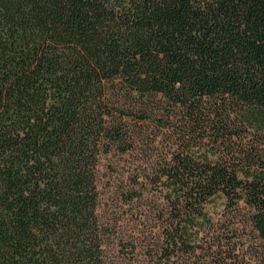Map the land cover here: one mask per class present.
Listing matches in <instances>:
<instances>
[{"label":"trees","instance_id":"16d2710c","mask_svg":"<svg viewBox=\"0 0 264 264\" xmlns=\"http://www.w3.org/2000/svg\"><path fill=\"white\" fill-rule=\"evenodd\" d=\"M0 264H264V0H0Z\"/></svg>","mask_w":264,"mask_h":264}]
</instances>
